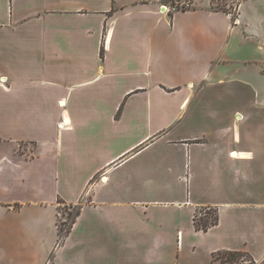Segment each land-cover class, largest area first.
<instances>
[{
    "label": "crops",
    "instance_id": "crops-1",
    "mask_svg": "<svg viewBox=\"0 0 264 264\" xmlns=\"http://www.w3.org/2000/svg\"><path fill=\"white\" fill-rule=\"evenodd\" d=\"M211 2L0 0V264H264V0Z\"/></svg>",
    "mask_w": 264,
    "mask_h": 264
},
{
    "label": "trees",
    "instance_id": "trees-1",
    "mask_svg": "<svg viewBox=\"0 0 264 264\" xmlns=\"http://www.w3.org/2000/svg\"><path fill=\"white\" fill-rule=\"evenodd\" d=\"M79 210L80 208L77 207L75 216L76 214L79 213ZM75 216L69 222L60 221V223L58 224V229L61 237H64V235H66L70 231ZM193 222L196 229L207 230L210 226L215 225L218 222V215L216 208L206 207L200 209L195 214L193 218ZM217 254L218 257L221 258V260L227 264L237 263L239 257L242 256V253L240 252H219Z\"/></svg>",
    "mask_w": 264,
    "mask_h": 264
},
{
    "label": "rangeland",
    "instance_id": "rangeland-1",
    "mask_svg": "<svg viewBox=\"0 0 264 264\" xmlns=\"http://www.w3.org/2000/svg\"><path fill=\"white\" fill-rule=\"evenodd\" d=\"M211 5L213 6V8L216 9H229L231 10L233 13L236 12L235 10V6L237 4V0H211ZM175 4V6L179 7V8H183L187 7L186 3H191V0H162V4ZM191 5V4H190ZM60 205V212H61V218L60 221H67L69 222L74 216H75V212L77 210L78 206H73V205H67V204H59ZM203 211V210H202ZM59 221V223H60ZM246 258L243 257H239L237 264L243 263V264H248V262L246 261Z\"/></svg>",
    "mask_w": 264,
    "mask_h": 264
},
{
    "label": "built area",
    "instance_id": "built-area-1",
    "mask_svg": "<svg viewBox=\"0 0 264 264\" xmlns=\"http://www.w3.org/2000/svg\"><path fill=\"white\" fill-rule=\"evenodd\" d=\"M186 6H187V7H184V8H189V7H190V3H186ZM162 8H163V9H167V8H166V5H162Z\"/></svg>",
    "mask_w": 264,
    "mask_h": 264
}]
</instances>
